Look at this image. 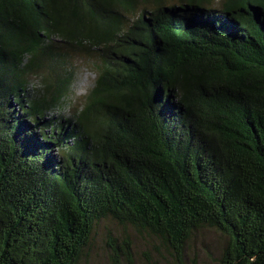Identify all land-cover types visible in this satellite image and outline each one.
Masks as SVG:
<instances>
[{
    "label": "trees",
    "instance_id": "16d2710c",
    "mask_svg": "<svg viewBox=\"0 0 264 264\" xmlns=\"http://www.w3.org/2000/svg\"><path fill=\"white\" fill-rule=\"evenodd\" d=\"M0 0V264H80L111 218L187 264H264V0ZM97 53L75 119L46 120ZM40 89L30 93L34 78ZM108 264H136L109 234Z\"/></svg>",
    "mask_w": 264,
    "mask_h": 264
},
{
    "label": "rangeland",
    "instance_id": "374dc122",
    "mask_svg": "<svg viewBox=\"0 0 264 264\" xmlns=\"http://www.w3.org/2000/svg\"><path fill=\"white\" fill-rule=\"evenodd\" d=\"M174 1V0H172ZM223 0L203 2L205 8L220 10ZM66 53L67 68L74 73L73 83L67 99L56 108L46 113V120L54 119L57 122L66 119H75L76 113L83 108L85 97L93 87L97 77L93 65L98 62L97 53H87L81 50L63 48ZM41 79L34 78L31 83L30 93L34 88L40 89ZM112 234L121 238L130 235L133 241V250L136 264H169L163 246L154 238L145 233L138 232L130 226L118 224L111 218L100 220L93 233L88 248L85 250L80 264H108L107 237ZM225 245V237L213 229H201L194 234L186 249L187 264H216Z\"/></svg>",
    "mask_w": 264,
    "mask_h": 264
}]
</instances>
